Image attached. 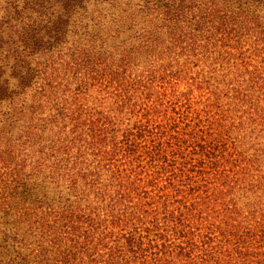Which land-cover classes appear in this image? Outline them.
<instances>
[{
    "label": "trees",
    "instance_id": "obj_1",
    "mask_svg": "<svg viewBox=\"0 0 264 264\" xmlns=\"http://www.w3.org/2000/svg\"><path fill=\"white\" fill-rule=\"evenodd\" d=\"M45 1L0 21V264H264V0L125 5L70 82Z\"/></svg>",
    "mask_w": 264,
    "mask_h": 264
},
{
    "label": "rangeland",
    "instance_id": "obj_2",
    "mask_svg": "<svg viewBox=\"0 0 264 264\" xmlns=\"http://www.w3.org/2000/svg\"><path fill=\"white\" fill-rule=\"evenodd\" d=\"M40 0H0V21L9 20V26L4 24V30L12 32L16 29L14 24V16L22 15L23 17L43 18L47 16L52 6L46 3L43 7L39 8L37 2ZM137 0H83L80 6H76L70 10L66 23V38L58 47V51L53 53L51 59L55 60V63L60 65H66L65 73L63 74L68 78V81H73L78 77V73H82L80 68V61L83 64L81 57L87 51L95 53V39L100 35L99 30L106 29V24L112 22V20L118 19L126 13L123 9L126 5L129 7L131 3H135ZM22 11V12H21ZM21 12V13H20ZM114 18V19H113ZM121 18V17H120ZM72 52L74 54H72ZM95 62L94 57L90 59ZM70 61L77 70L73 71V68L69 65ZM90 63V62H88ZM56 67L55 65L50 66ZM76 73V74H75ZM0 78L7 79V82L12 86L15 79L8 74V70L0 76ZM95 98V95H94ZM6 103L0 102V112L6 110Z\"/></svg>",
    "mask_w": 264,
    "mask_h": 264
}]
</instances>
